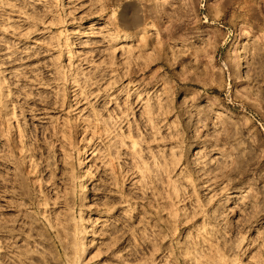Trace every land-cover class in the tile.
I'll use <instances>...</instances> for the list:
<instances>
[{
    "label": "rangeland",
    "instance_id": "rangeland-1",
    "mask_svg": "<svg viewBox=\"0 0 264 264\" xmlns=\"http://www.w3.org/2000/svg\"><path fill=\"white\" fill-rule=\"evenodd\" d=\"M0 264H264V0H0Z\"/></svg>",
    "mask_w": 264,
    "mask_h": 264
},
{
    "label": "bare ground",
    "instance_id": "bare-ground-1",
    "mask_svg": "<svg viewBox=\"0 0 264 264\" xmlns=\"http://www.w3.org/2000/svg\"><path fill=\"white\" fill-rule=\"evenodd\" d=\"M84 154L83 152L80 154V156ZM90 187V181L86 180L82 184H80L79 189H78V196L80 197L81 200L86 201L87 200V193L89 191Z\"/></svg>",
    "mask_w": 264,
    "mask_h": 264
}]
</instances>
